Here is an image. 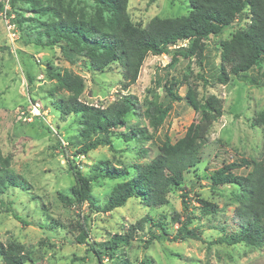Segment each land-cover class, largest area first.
I'll return each mask as SVG.
<instances>
[{
	"label": "rangeland",
	"instance_id": "1",
	"mask_svg": "<svg viewBox=\"0 0 264 264\" xmlns=\"http://www.w3.org/2000/svg\"><path fill=\"white\" fill-rule=\"evenodd\" d=\"M189 11V0H129L127 12L131 21L144 26L153 17L177 18ZM16 15H19L16 22ZM45 19L17 3L14 8L5 4L0 13V167L8 165L28 185L27 191L10 188L0 195V243L18 242L31 253L25 264H97L85 244L75 239L80 227L88 241L102 243L114 234H124L139 220L140 228L128 246H120L112 259L103 264H264V240L250 247L243 243L227 245L214 243L237 234L240 229L234 218L237 206L236 189L230 186L213 187L210 176L223 165L241 159L257 158L264 147L262 129L252 126L255 116L264 110V66L242 77L229 74L228 82L216 81L221 62L220 43L239 29H246L248 21L236 20L230 29L205 42L204 60L190 58L170 66L171 57L148 55L137 81L124 86L122 70L117 64L103 73L90 70L86 60L67 62L59 49L40 48L31 41L34 26ZM177 46H185L183 42ZM66 70L82 78L84 90L79 100L87 105L106 107L119 100L132 99L135 109L125 118V124L113 131V151L99 147L85 155L80 149L84 141L78 136L77 117L62 116L56 104L65 99V92H54L55 81L46 73L47 67ZM177 82L178 95L184 99L188 87L197 91L203 102L208 96L220 101L217 119H213L206 143L201 149L200 163L183 175L182 183L171 188L167 203L149 208L131 199L111 213L97 212L84 203L81 207L67 205L58 195L72 198L75 180L70 171L74 166L86 177L95 174L101 161L121 167L148 163L158 154L164 135L174 143L189 131L198 135L196 125L200 113L185 100L172 102L162 125L153 133L144 114L149 103L165 101L166 84ZM204 112L207 120L212 115ZM131 127L144 128L152 134L143 143L126 142L122 135ZM248 170L237 171L245 174ZM120 181L98 179L91 184L95 207H102L111 189ZM187 195V208L181 204ZM212 204V213L205 214L198 200ZM13 212L18 219H14ZM165 217V239L153 240L161 234L155 222ZM190 219V229L204 241L188 239L173 242L179 222ZM84 259V262L77 259ZM1 264V258H0Z\"/></svg>",
	"mask_w": 264,
	"mask_h": 264
},
{
	"label": "trees",
	"instance_id": "2",
	"mask_svg": "<svg viewBox=\"0 0 264 264\" xmlns=\"http://www.w3.org/2000/svg\"><path fill=\"white\" fill-rule=\"evenodd\" d=\"M129 0H0V13L5 12V4L14 8L17 3L28 4L30 9L45 19L34 26V38L31 43L40 48H58L63 58L75 64L78 58L88 62L90 70L103 73L113 64L122 70L124 86L133 85L140 74L141 67L148 55H170V66L180 60L195 58L201 65L204 60L205 44L210 37H218L230 29L236 20H246V29L235 31L229 39L220 43L221 68L216 81L225 85L229 74L242 77L253 69L264 66V0H189V11L177 18L153 17L144 26L134 24L127 12ZM19 15H16V22ZM183 42L185 46H177ZM46 73L55 81L54 92H65L67 97L56 104L62 116H75L79 127L78 136L84 141L80 153L85 155L99 147L113 151V131L125 124L126 116L135 109L132 99L119 100L106 107L87 105L79 100L84 83L81 77L66 70L58 71L48 66ZM261 83L264 86V75ZM177 82L173 79L166 84L165 101L149 103L144 114L150 128L155 133L166 118L172 102L185 100L195 112L200 113L196 125L198 135L192 138L189 131L174 143L167 135L158 147V154L148 163H136L115 167L107 161L99 162L95 174L86 177L76 167L70 166L75 180L72 198L58 195V200L67 205L81 207L84 203L95 208L97 212L111 213L122 208L129 200H139L149 208H160L167 203L168 194L173 187L182 183L183 175L200 163L201 149L206 143L211 123L217 119L220 101L208 96L203 102L198 99L197 91L188 87L184 99L177 93ZM204 112L213 118L207 120ZM262 129L264 140V110L259 112L252 123ZM126 142L139 143L151 140L144 128L131 127L122 135ZM248 170L245 174L237 171ZM102 180L120 181L109 192L102 207H95L91 197L92 182ZM213 187L230 186L236 189L237 206L234 218L240 231L223 241L237 245L256 247L264 240V147L257 158L241 159L223 165L210 176ZM27 191L28 185L16 175L8 165L0 167V195L8 189ZM187 195H182L181 204L187 208ZM205 214L212 213V204L197 201ZM14 219L17 216L9 211ZM179 222L173 242L188 239L204 241L193 229L190 219ZM137 224L128 227L124 234H114L107 241L96 243L88 241L85 230L80 227L76 241L87 246V251L95 258L97 264H103L105 258L112 259L120 246H128ZM161 232L153 240L165 239L167 235L165 217L155 222ZM31 253L23 245L12 241L0 243L1 264H25ZM84 262V259H77ZM124 264V262H123ZM140 264H149L144 259Z\"/></svg>",
	"mask_w": 264,
	"mask_h": 264
}]
</instances>
